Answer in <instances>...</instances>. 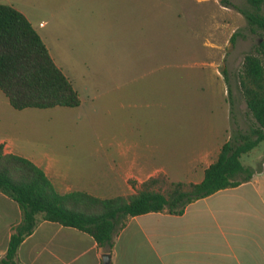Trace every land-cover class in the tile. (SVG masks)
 I'll return each instance as SVG.
<instances>
[{"label":"rangeland","instance_id":"1","mask_svg":"<svg viewBox=\"0 0 264 264\" xmlns=\"http://www.w3.org/2000/svg\"><path fill=\"white\" fill-rule=\"evenodd\" d=\"M0 2L29 18L80 97L75 106L18 109L0 89V138L20 154L55 159L73 181L111 164L198 179L186 168L209 133L216 142L253 125L239 75L245 53L264 62V31L223 0ZM241 160L264 164V141ZM142 178L113 193L133 192Z\"/></svg>","mask_w":264,"mask_h":264},{"label":"trees","instance_id":"2","mask_svg":"<svg viewBox=\"0 0 264 264\" xmlns=\"http://www.w3.org/2000/svg\"><path fill=\"white\" fill-rule=\"evenodd\" d=\"M223 1L264 31V0H246L252 10ZM236 35L235 30L231 42ZM261 45L264 47V41ZM239 84L253 125L248 131L239 127L232 130L199 181L175 180L158 173L142 180L131 193L102 197L84 190L60 192L40 165L0 149V190L16 200L21 209L19 221L11 226L0 264H24L17 258V249L41 219L83 230L110 252L114 234L129 216L162 210L181 213L189 202L249 180L261 171L262 161L252 166L241 160L242 154L264 141V62L258 53L244 54ZM0 89L18 109L80 103L77 90L29 18L4 2H0ZM230 90L227 84L229 93Z\"/></svg>","mask_w":264,"mask_h":264},{"label":"crops","instance_id":"3","mask_svg":"<svg viewBox=\"0 0 264 264\" xmlns=\"http://www.w3.org/2000/svg\"><path fill=\"white\" fill-rule=\"evenodd\" d=\"M209 134L208 146L187 164L190 175L198 176L191 181L203 178L205 168L228 138L216 132L220 140L215 142V134ZM0 149L18 153L4 137L0 138ZM23 156L40 165L60 192L84 190L106 197L127 184L131 175H142V181L153 174H166L161 167L151 170L144 165H127L118 170L111 164L110 170L102 165L95 175L83 174L73 181L55 159ZM263 175L264 164L249 180L195 199L181 213L162 210L129 216L113 236L108 264H264ZM20 216L18 202L0 190V257L6 252L11 226ZM103 252L107 251L89 233L41 219L21 241L17 258L24 264H102Z\"/></svg>","mask_w":264,"mask_h":264},{"label":"water","instance_id":"4","mask_svg":"<svg viewBox=\"0 0 264 264\" xmlns=\"http://www.w3.org/2000/svg\"><path fill=\"white\" fill-rule=\"evenodd\" d=\"M110 260V253L109 252H103L102 254V264H108Z\"/></svg>","mask_w":264,"mask_h":264}]
</instances>
